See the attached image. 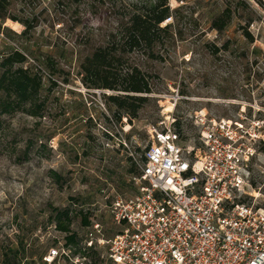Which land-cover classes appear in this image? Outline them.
<instances>
[{
    "label": "rangeland",
    "instance_id": "374dc122",
    "mask_svg": "<svg viewBox=\"0 0 264 264\" xmlns=\"http://www.w3.org/2000/svg\"><path fill=\"white\" fill-rule=\"evenodd\" d=\"M154 0H24L11 14L35 19L33 42L10 41L23 27L0 20V60L10 49L35 58L53 56L69 73L48 96L43 119L22 114L5 118L0 129V264H42L57 239L53 209L68 208L74 218L70 233L82 239L83 217L98 223L107 239L121 231L109 206L114 197L134 193L129 170L149 142V129L171 114L182 123V137H196L189 117L205 110L210 118L258 122L264 132V0H166L172 11L173 40L159 50L161 60L134 55L135 66L148 75L149 101L139 118L117 123L105 106L103 92L85 89L77 77L79 61L93 47L105 45L128 5ZM230 5L235 16L222 34L211 21ZM248 25L253 44L243 37ZM2 35V36H1ZM228 42L229 50L214 54ZM45 87H49L43 79ZM175 93L181 97L175 108ZM259 120V121H258ZM169 123L165 122V126ZM164 127V126H163ZM173 128L176 130L175 126ZM123 142L124 144H119ZM129 159L131 161H129ZM256 202L264 196V152L251 167ZM81 212L79 216L77 213ZM65 236V235H64ZM87 260L93 264L92 258ZM14 261V260H13ZM13 263V262H12Z\"/></svg>",
    "mask_w": 264,
    "mask_h": 264
},
{
    "label": "built area",
    "instance_id": "2783aa9c",
    "mask_svg": "<svg viewBox=\"0 0 264 264\" xmlns=\"http://www.w3.org/2000/svg\"><path fill=\"white\" fill-rule=\"evenodd\" d=\"M180 99L175 93L173 109ZM163 118L149 129L139 159L131 156L134 193L117 195L109 206L121 231L107 239L92 223L83 251L98 253L103 264H264V208L246 201L258 196L251 167L263 154L262 126L242 116L215 120L202 110L189 117L196 137L185 139L173 128L172 112ZM56 233L58 246L42 264H91L72 255L64 234Z\"/></svg>",
    "mask_w": 264,
    "mask_h": 264
},
{
    "label": "trees",
    "instance_id": "16d2710c",
    "mask_svg": "<svg viewBox=\"0 0 264 264\" xmlns=\"http://www.w3.org/2000/svg\"><path fill=\"white\" fill-rule=\"evenodd\" d=\"M24 0H0V20L10 19L23 27L19 34L7 29L0 33L10 41L19 40L28 44L33 42L32 32L35 19L11 14L15 3ZM235 16V11L228 4L211 21V29L222 34ZM172 17V11L166 0H154L148 4L133 3L120 15L116 30L108 37L105 45L90 48L82 57L77 67V77L81 85L89 91L111 92L102 94L105 106L113 114L116 122L127 118L129 122L139 118L152 93L148 83V75L142 73L132 61L134 55H143L152 61L161 60L159 50L164 44L173 40L170 25L163 24ZM243 37L253 44L254 38L248 31V25L241 28ZM229 50L228 42L220 48H214V54ZM35 65L29 64L26 55L17 48L10 49L0 60V129L5 118L22 114L33 119H43L47 109L48 96L57 81L68 82L69 73L64 71L59 62L50 55L35 58ZM46 79L50 88L45 87ZM176 132L182 133V124L176 121ZM264 152V144L259 149ZM129 161H131L129 159ZM129 173L137 174L132 164ZM252 187L256 185L252 183ZM79 216L81 212L77 213ZM74 218L73 211L68 208L53 209L54 226L64 234L63 246L72 255L92 258L93 264H103L98 253L83 251L82 239L70 233L69 226ZM81 225L89 226L86 217ZM9 264H15L16 255ZM41 260V258H40ZM13 262V263H12ZM8 263L4 258V264Z\"/></svg>",
    "mask_w": 264,
    "mask_h": 264
}]
</instances>
